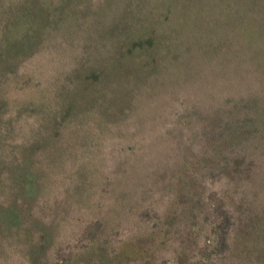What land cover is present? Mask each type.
<instances>
[{
	"label": "trees",
	"instance_id": "16d2710c",
	"mask_svg": "<svg viewBox=\"0 0 264 264\" xmlns=\"http://www.w3.org/2000/svg\"><path fill=\"white\" fill-rule=\"evenodd\" d=\"M155 43L142 84L89 90L117 55ZM23 61H40L46 78L27 127L0 151V249L48 264L75 228L63 215L86 209L94 242L80 258L207 264L206 227L223 256V213L243 201L255 223L230 238L227 264H264V0H0V63L21 73ZM142 212L162 213L159 223L122 241Z\"/></svg>",
	"mask_w": 264,
	"mask_h": 264
},
{
	"label": "rangeland",
	"instance_id": "374dc122",
	"mask_svg": "<svg viewBox=\"0 0 264 264\" xmlns=\"http://www.w3.org/2000/svg\"><path fill=\"white\" fill-rule=\"evenodd\" d=\"M135 31V30H134ZM123 37L120 36L119 40ZM160 59L159 47L155 43L151 47L137 48L131 53L124 52L117 55L115 59L107 63L101 68V74L97 82L89 85V90L95 89H107L111 90L115 94H121L125 89H132L142 84L153 67L155 61ZM16 62L0 63V151L5 153L11 147V143L14 144V140H17V134L27 127V119L29 117V112L27 106L29 103L38 102L43 99L42 95L39 94L38 81L44 84V79L46 78V66H43L40 61L36 63H28L23 61L22 72L15 73L18 69ZM19 64V63H18ZM21 66V65H20ZM36 77V78H34ZM34 80V82L32 81ZM89 119V126H95V122L92 121V116L87 117ZM87 124V122H86ZM75 126V125H74ZM69 129L74 127L68 126ZM71 127V128H70ZM76 129V128H75ZM29 127L26 129L28 132ZM1 153V154H2ZM221 181L215 183L216 191L219 193L222 189L220 188ZM215 200L221 198L222 196H214ZM91 200H94L93 198ZM228 202V200H226ZM242 203V208H237L239 204L237 203L235 208H233L229 213H223L226 218L224 224L225 233L223 234V245L219 247L222 254L218 255V251L214 252L215 247L218 249V233L214 231V226L210 223L206 230L201 236L200 249H203L204 256L201 259L205 260L207 264H227V259L229 252L232 250L231 240L234 233L240 231H248V228L252 227V223H255V217L251 216V213L247 212L244 208L245 202ZM240 203V205H241ZM93 207L97 205L96 200L93 201ZM89 210L82 211L83 213H65L67 220L70 224L75 225L74 229H70L64 236L59 234V242H55V252L54 256L49 260L48 264H61L62 255L68 256L73 255L72 261L69 264H78L81 260V264H114V263H98L97 261H90L87 257L80 258L79 253H84L87 251L94 241L90 240L89 235L81 226L82 222L89 219ZM246 211V212H245ZM41 214V213H38ZM162 215V213H136L134 219L125 220V227L119 237L122 241L131 236H137L139 234H147L159 223L156 215ZM248 226L246 228L245 226ZM166 230H172L169 226L164 225L162 227ZM86 229V228H85ZM110 236L106 233H99L96 237L97 242H103L109 239ZM170 237H173L170 232ZM120 238V239H121ZM229 239V241H228ZM118 240V239H117ZM109 243H114V241H108ZM174 242L171 238L169 240L166 249L168 251L173 250ZM53 246V247H54ZM205 251V252H204ZM195 257H191L192 260L199 258L200 250L196 249ZM162 264H175L173 257L166 255L163 258ZM0 264H33L32 259L26 255V249L19 247L16 244H5V246L0 249Z\"/></svg>",
	"mask_w": 264,
	"mask_h": 264
}]
</instances>
